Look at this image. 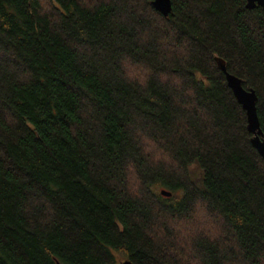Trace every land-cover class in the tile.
Listing matches in <instances>:
<instances>
[{
	"label": "trees",
	"instance_id": "1",
	"mask_svg": "<svg viewBox=\"0 0 264 264\" xmlns=\"http://www.w3.org/2000/svg\"><path fill=\"white\" fill-rule=\"evenodd\" d=\"M152 3L0 0V264H264V9Z\"/></svg>",
	"mask_w": 264,
	"mask_h": 264
},
{
	"label": "water",
	"instance_id": "2",
	"mask_svg": "<svg viewBox=\"0 0 264 264\" xmlns=\"http://www.w3.org/2000/svg\"><path fill=\"white\" fill-rule=\"evenodd\" d=\"M152 6L154 9L167 17L172 11L171 0H153ZM264 9V0H247V8L254 9L256 7ZM220 69L225 73L228 86L233 91L237 101L247 113L248 130L252 134L251 143L264 159V134L260 126L259 116L257 112L258 97L253 90H246L243 86V81L233 74L227 72V69L222 62H219ZM161 195L167 198L172 196V193L167 190H162ZM121 264H133L130 261L122 262Z\"/></svg>",
	"mask_w": 264,
	"mask_h": 264
}]
</instances>
